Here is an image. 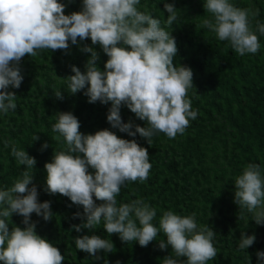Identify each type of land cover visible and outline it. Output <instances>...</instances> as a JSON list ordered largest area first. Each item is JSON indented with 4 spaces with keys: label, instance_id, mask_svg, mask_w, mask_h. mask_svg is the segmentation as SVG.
Segmentation results:
<instances>
[{
    "label": "clouds",
    "instance_id": "obj_1",
    "mask_svg": "<svg viewBox=\"0 0 264 264\" xmlns=\"http://www.w3.org/2000/svg\"><path fill=\"white\" fill-rule=\"evenodd\" d=\"M139 4L140 0H82L81 10L65 14L66 5L61 0H0V113L7 114L17 107L16 93L8 89L20 88L23 76L19 65L26 55L35 57L42 50L68 52L69 42L77 45L90 38L91 44H98L108 57L104 68L98 67L100 56L95 48L84 44L81 51L90 53L84 71L70 66L73 74L64 77L66 91H83L89 103H110L106 118L111 127L131 137L138 133L148 145L160 132L170 139L183 134L198 115L188 98V90L194 87L193 72L188 66L174 64L178 47L172 31L161 26L160 19L138 10ZM203 7L210 18L203 19L201 27L214 33L217 40L227 42L240 56L259 51V38L250 26L257 12L236 7L230 0H204ZM176 9L173 3H164L167 27L177 20ZM256 31L264 35V23L257 22ZM54 95L63 99L60 90H54ZM122 105L147 127L133 125L131 120L123 122ZM57 113L52 132L59 135L53 139L63 138L64 147L54 149L51 161L44 164L45 191L82 206V212L73 214L81 223L71 225L72 229L91 231L103 222L107 234H117L126 243L137 241L141 247L157 240L162 232L165 239L158 240L159 249L171 248L162 264H207L217 256L215 231L198 226L195 214L182 216L165 211L157 226L153 223L156 209L142 199L118 206L116 197L121 186L148 179L152 165L146 147L108 128L82 133L80 121L71 111ZM39 139L36 134L32 142ZM47 147L45 141L40 150ZM11 155L24 170L10 187L0 190V262L62 264L60 249L39 235L37 222L31 220L33 213L45 221L54 216L51 202L38 200L33 183L37 161L14 145ZM233 183L234 203L250 213L256 224L264 225V176L260 165L247 164ZM13 214L23 218L24 227L13 224L10 228ZM255 240V234L241 232L238 248L248 249ZM75 246L97 260L102 258L101 250L108 253L114 249L111 240L96 234L75 237ZM256 255L258 264H264V251Z\"/></svg>",
    "mask_w": 264,
    "mask_h": 264
},
{
    "label": "trees",
    "instance_id": "obj_2",
    "mask_svg": "<svg viewBox=\"0 0 264 264\" xmlns=\"http://www.w3.org/2000/svg\"><path fill=\"white\" fill-rule=\"evenodd\" d=\"M66 5L65 14L79 11L82 0H61ZM173 3L178 18L171 27L165 25L168 13L164 3ZM240 8H248L258 15L251 19L250 26L256 32L260 49L255 54L240 56L227 42L217 40L214 33L201 27V21L210 18L203 7L204 0H140L138 10L161 20V26L175 37L178 53L174 64L191 68L194 87L188 90L197 118L190 120L183 134L168 138L160 132L151 138V145L138 133L135 137L112 128L107 121L109 104L89 103L80 91H66L65 76L73 74L71 65L84 71L90 53L81 51L84 44L95 48L100 59L98 67L103 70L107 56L101 47L91 44V39L69 42V50H42L35 57L25 56L19 65L23 81L19 89H8L16 93V109L7 114L0 113V190L10 187L20 177L24 166L17 165L11 155L12 146L23 149L35 157L33 183L38 189L40 202L50 201L53 218L45 221L35 213L31 220L36 231L64 256L62 264H162L163 257L171 254L170 246L161 250L159 241L165 239L159 233L147 247L137 241L123 242L117 234L109 235L103 222L96 229L76 232L73 218L82 206L73 204L68 197L49 194L46 188L45 162H50L54 153L64 145L63 138L53 139L52 132L57 112L71 111L80 121L82 133H94L108 128L125 139H135L149 152L152 167L145 182H126L117 195L118 206L142 199L156 209L153 223L158 226L165 211L187 216L195 214L198 226H208L215 231L213 238L217 256L207 264H258L257 251H264V225H258L245 209L234 203V178L249 163L260 165L264 176V35L256 31L257 22L264 23V0H230ZM62 91L63 99L54 95ZM122 121L146 126L122 105ZM134 130V128H133ZM38 134L40 139L32 142ZM47 141V149L41 145ZM7 142V146H6ZM89 171L92 172L91 168ZM97 204L100 201H96ZM213 214H216L212 217ZM22 217L13 214L11 226L24 227ZM241 232L256 240L248 249L238 248ZM96 234L114 244L112 252L100 251L97 260L76 248L75 237ZM186 259V258H180ZM3 264V262H0Z\"/></svg>",
    "mask_w": 264,
    "mask_h": 264
},
{
    "label": "rangeland",
    "instance_id": "obj_3",
    "mask_svg": "<svg viewBox=\"0 0 264 264\" xmlns=\"http://www.w3.org/2000/svg\"><path fill=\"white\" fill-rule=\"evenodd\" d=\"M216 214H213L212 217H214Z\"/></svg>",
    "mask_w": 264,
    "mask_h": 264
}]
</instances>
